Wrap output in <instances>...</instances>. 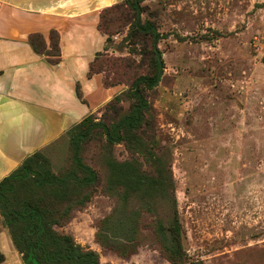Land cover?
<instances>
[{"label":"rangeland","instance_id":"rangeland-1","mask_svg":"<svg viewBox=\"0 0 264 264\" xmlns=\"http://www.w3.org/2000/svg\"><path fill=\"white\" fill-rule=\"evenodd\" d=\"M114 4L100 21L105 45L93 66L120 89L88 118L105 124L129 110L131 81L153 70L150 36L124 39L132 10L123 0ZM140 6L141 19L162 34L163 62L157 84L144 89L150 108L140 136L154 138L159 168L171 176L184 264H264V0H143ZM41 152L54 173L81 174L68 132ZM80 156L97 179L69 189L70 217L54 229L95 251L101 264H171L148 246L121 256L95 236L98 224L112 216L111 245L122 242L120 225L136 210L138 229L154 236V245L163 243L154 229L158 218L167 223L171 199L159 193L124 202L121 189L108 185L112 162L134 157L151 170L142 156L123 142L108 144L98 127L83 140Z\"/></svg>","mask_w":264,"mask_h":264},{"label":"trees","instance_id":"trees-1","mask_svg":"<svg viewBox=\"0 0 264 264\" xmlns=\"http://www.w3.org/2000/svg\"><path fill=\"white\" fill-rule=\"evenodd\" d=\"M141 1L143 0H123L132 10V20L124 39H131L137 34L150 36L153 70L151 73L139 74L131 81L128 93L133 98V103L118 120L111 124L88 121L90 115L88 114L65 131L70 134L73 163L81 174L74 170L62 175L54 173L40 149L24 157L16 168L0 179L2 225L8 230L12 243L20 254L22 264H101L95 251L84 250L71 235L54 229V225L62 224L70 217L68 207L72 202L69 200L71 198L69 189L91 185L97 179L96 171L83 163L80 156L83 140L96 127L102 129L108 144L123 142L131 153L140 154L144 163L151 168V170L143 168L134 157L130 160L112 162L108 165L109 187L117 186L121 189V199L124 202L132 198L150 200L157 194L164 193L169 201L171 199L172 207L166 224L161 218L156 221L154 234L163 241L160 246L153 244L154 236L151 237L138 229L140 215L136 210L131 213L126 226L120 225L125 229L121 235L122 242L115 246L111 245L112 238H116L113 228L117 227L109 220L113 218L112 216L106 217L98 224L96 239L103 246L118 248V253L124 257L129 252L133 253L139 246H148L158 249L171 264L185 263L171 176L168 170L159 168L162 162L152 148L154 138L149 136V142H144L140 136L144 113L150 108L144 89H152L157 84L163 66L157 47L162 34L150 20L141 19ZM115 7L117 4L105 7L100 12L99 28L104 34L100 21L104 17V12ZM49 39V47H46L42 35L32 33L28 37V42L36 53L44 55L51 63H57L60 55L58 33L50 30ZM96 56L90 63L88 75L100 72L93 66ZM103 83L106 86L113 85L104 78ZM76 92L80 97L78 87ZM115 99L116 96L111 100ZM21 186H24L23 190ZM2 259L3 254L0 253V260Z\"/></svg>","mask_w":264,"mask_h":264},{"label":"crops","instance_id":"crops-1","mask_svg":"<svg viewBox=\"0 0 264 264\" xmlns=\"http://www.w3.org/2000/svg\"><path fill=\"white\" fill-rule=\"evenodd\" d=\"M119 1L0 0V179L119 91L100 72L88 75L105 45L100 11ZM50 30L58 33L57 63L28 42L39 33L49 47ZM0 253V264H22L1 216Z\"/></svg>","mask_w":264,"mask_h":264}]
</instances>
